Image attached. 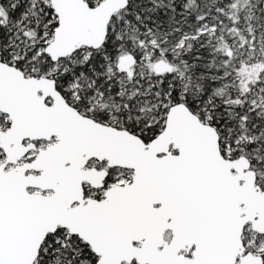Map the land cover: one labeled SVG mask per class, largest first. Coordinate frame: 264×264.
Masks as SVG:
<instances>
[{
  "label": "snow or ice",
  "instance_id": "6c2138e0",
  "mask_svg": "<svg viewBox=\"0 0 264 264\" xmlns=\"http://www.w3.org/2000/svg\"><path fill=\"white\" fill-rule=\"evenodd\" d=\"M0 264H264V0H0Z\"/></svg>",
  "mask_w": 264,
  "mask_h": 264
}]
</instances>
